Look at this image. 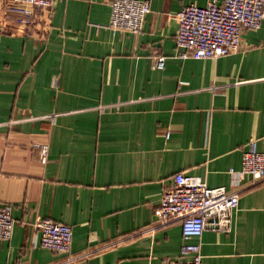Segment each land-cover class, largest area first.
Instances as JSON below:
<instances>
[{
	"label": "crops",
	"instance_id": "1",
	"mask_svg": "<svg viewBox=\"0 0 264 264\" xmlns=\"http://www.w3.org/2000/svg\"><path fill=\"white\" fill-rule=\"evenodd\" d=\"M7 1L0 204L10 205L15 228L0 239V264H62L67 253H85L67 264L178 257L180 222L161 225L154 212L165 185L183 171L230 187L247 141L264 153V18L241 33L236 52L183 58L175 55L177 12L210 0H149L139 33L110 28L111 0H56L28 25ZM239 204L231 231L206 226L202 264H264V182ZM49 217L72 226L70 252L38 242L34 221Z\"/></svg>",
	"mask_w": 264,
	"mask_h": 264
},
{
	"label": "built area",
	"instance_id": "2",
	"mask_svg": "<svg viewBox=\"0 0 264 264\" xmlns=\"http://www.w3.org/2000/svg\"><path fill=\"white\" fill-rule=\"evenodd\" d=\"M56 0H8L6 9L22 16L26 25L38 10L50 15ZM109 26L113 29L139 33L143 30L146 14L151 11L149 0H111ZM179 27L176 34L175 55L183 58H212L236 52L241 46V33L258 28L264 18V0H210L205 6L190 3L177 12ZM49 18V17H48ZM2 28L0 27V36ZM166 57L157 58L156 66L162 67ZM167 136L170 132L166 133ZM39 159L48 162L49 142L35 143ZM240 168L231 167V186L211 187L201 176L178 172L171 183L163 188L155 205L157 223L166 225L180 222L183 244L178 257L168 258L164 264H202L201 235L211 222L219 229L231 231L234 214L239 208L243 191L264 182V153L257 149L256 140L250 139L242 152ZM10 205L0 204V239L8 240L15 228ZM34 226L38 242L56 252L71 250L73 228L69 224L49 218H37ZM116 238L106 243L111 247L122 243ZM84 254L67 253L62 264L74 262Z\"/></svg>",
	"mask_w": 264,
	"mask_h": 264
}]
</instances>
